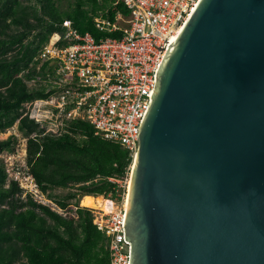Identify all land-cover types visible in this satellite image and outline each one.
<instances>
[{
    "label": "water",
    "instance_id": "obj_1",
    "mask_svg": "<svg viewBox=\"0 0 264 264\" xmlns=\"http://www.w3.org/2000/svg\"><path fill=\"white\" fill-rule=\"evenodd\" d=\"M130 264H264V0H201L140 128Z\"/></svg>",
    "mask_w": 264,
    "mask_h": 264
},
{
    "label": "trees",
    "instance_id": "obj_2",
    "mask_svg": "<svg viewBox=\"0 0 264 264\" xmlns=\"http://www.w3.org/2000/svg\"><path fill=\"white\" fill-rule=\"evenodd\" d=\"M119 15L129 17L130 10L117 0H0V134L17 124L27 141V167L42 194L62 211L75 209L66 216L24 195L0 158V264H110L107 236L81 199L117 198L125 192L110 178L128 176L129 152L96 136L94 127L81 119L66 121L59 134L47 132L25 113V105L46 100L54 91L51 82L30 83L55 77L39 52L56 33L61 45L68 44L65 21L99 41L120 34L100 31L95 19L115 23ZM17 136L0 139V155L15 152ZM59 189L67 193L59 194Z\"/></svg>",
    "mask_w": 264,
    "mask_h": 264
},
{
    "label": "built area",
    "instance_id": "obj_3",
    "mask_svg": "<svg viewBox=\"0 0 264 264\" xmlns=\"http://www.w3.org/2000/svg\"><path fill=\"white\" fill-rule=\"evenodd\" d=\"M119 1L130 10L129 17L119 15L115 23L101 17L95 19L100 31L119 36L97 41L89 32L80 34L71 21L64 22L67 45L60 44V34L52 35L40 50L39 58L49 64L55 75L50 77L54 91L46 100L29 105H49L47 112L61 120L58 130L65 129L66 121L81 119L94 127L96 136L129 152L127 189L123 187L126 191L118 193L122 206L117 204L118 197H102L110 203L109 211L88 208L94 224L107 236L110 264H130L132 242L125 240L124 202L139 152L141 124L151 103L160 65L201 0ZM32 110L29 116L40 121L34 114L36 109ZM6 169L25 190L24 195L45 204L47 198L29 169L23 174H12ZM110 180L122 187L121 180Z\"/></svg>",
    "mask_w": 264,
    "mask_h": 264
},
{
    "label": "rangeland",
    "instance_id": "obj_4",
    "mask_svg": "<svg viewBox=\"0 0 264 264\" xmlns=\"http://www.w3.org/2000/svg\"><path fill=\"white\" fill-rule=\"evenodd\" d=\"M28 3V2H27ZM53 81L50 77L48 78H44L41 81H32L30 83L31 87H36L39 85H49V83ZM35 108V112L34 114L37 115V118L40 119V121H42L43 125L47 128V132H52L55 134H59L61 133L63 130H58L59 125L61 123V120H58L56 117H53L50 113L47 112V110L50 109L49 105H45L44 103L38 102V104H34V106H30L29 104L25 105V113L30 114L31 111H33L32 109ZM15 134L18 135V141L15 144V152L14 153H10L9 154L3 152L0 155V158L2 160H4L5 166L8 167L9 171L12 174H18V173H26L28 171V167L26 166V160H27V155H26V140L24 139V137L22 136V134L20 133V131L18 130L17 124L9 129L6 133H2L0 134V139H7L10 135ZM24 176V175H23ZM22 176V177H23ZM127 181L128 179L125 178L124 180H122V188L127 186ZM127 189V187H126ZM57 193L59 194H65L67 193L66 189H59L56 190ZM102 197V196H101ZM47 200V201H46ZM45 204H47L48 206L57 209L60 213H64V215L66 216H70V215H74V207L70 208V210L67 211H62L61 209H59L58 207H56V205L51 201L46 199ZM117 204L118 206H122V200L117 199ZM82 206V205H81ZM84 207V206H82Z\"/></svg>",
    "mask_w": 264,
    "mask_h": 264
},
{
    "label": "bare ground",
    "instance_id": "obj_5",
    "mask_svg": "<svg viewBox=\"0 0 264 264\" xmlns=\"http://www.w3.org/2000/svg\"><path fill=\"white\" fill-rule=\"evenodd\" d=\"M183 28L178 32V35H180V33L182 32ZM135 168V166H134ZM130 184L131 181H129V190H130ZM129 196V193H128ZM128 196L126 198V201L124 202V205L127 208V203H128ZM109 202L104 200L102 197H97L94 198L93 196H87V197H83V199H81V205L84 207H91V208H96V209H101V210H105V211H109L110 210V206H109Z\"/></svg>",
    "mask_w": 264,
    "mask_h": 264
},
{
    "label": "crops",
    "instance_id": "obj_6",
    "mask_svg": "<svg viewBox=\"0 0 264 264\" xmlns=\"http://www.w3.org/2000/svg\"><path fill=\"white\" fill-rule=\"evenodd\" d=\"M25 151H26V149H25ZM85 197H87V196H85ZM94 198H97V197H94Z\"/></svg>",
    "mask_w": 264,
    "mask_h": 264
}]
</instances>
